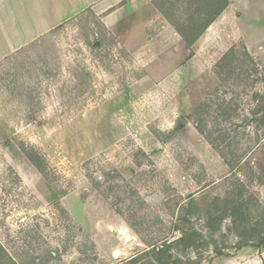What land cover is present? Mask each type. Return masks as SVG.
Masks as SVG:
<instances>
[{
  "label": "rangeland",
  "instance_id": "obj_1",
  "mask_svg": "<svg viewBox=\"0 0 264 264\" xmlns=\"http://www.w3.org/2000/svg\"><path fill=\"white\" fill-rule=\"evenodd\" d=\"M206 2L154 0L129 50L87 10L0 64V264H264V0L188 45Z\"/></svg>",
  "mask_w": 264,
  "mask_h": 264
},
{
  "label": "crops",
  "instance_id": "obj_2",
  "mask_svg": "<svg viewBox=\"0 0 264 264\" xmlns=\"http://www.w3.org/2000/svg\"><path fill=\"white\" fill-rule=\"evenodd\" d=\"M227 1V5L193 44L213 38L211 29L214 24L232 6H236L237 0ZM154 6V0H0V64L30 45L37 36L36 32L38 35L46 34L53 27L87 10L100 19L102 26L116 38L119 47L127 50L142 48L154 40L148 36V31L157 29ZM148 7L153 8L149 14L153 18L151 20L144 19L148 15ZM175 30L166 20L163 31L172 35L177 32Z\"/></svg>",
  "mask_w": 264,
  "mask_h": 264
},
{
  "label": "trees",
  "instance_id": "obj_3",
  "mask_svg": "<svg viewBox=\"0 0 264 264\" xmlns=\"http://www.w3.org/2000/svg\"><path fill=\"white\" fill-rule=\"evenodd\" d=\"M227 3H228L227 0H207V2L204 3V5H203V9L202 10H207V11L209 10L212 13H210V15L208 16L207 20L202 24L201 29L198 30L193 36H190V35H187L186 33L178 31L180 33V35L182 36V38L184 39V41L188 45H192L194 43V41L204 32L206 27L216 17V15H218L222 11V9L227 5ZM235 52H236V48L235 47H230L225 52V54L223 56L224 59L228 58L229 56H233ZM245 55L248 56V53L246 51H245ZM33 164H35L37 166V164L35 162H33ZM263 242H264V240H263Z\"/></svg>",
  "mask_w": 264,
  "mask_h": 264
},
{
  "label": "water",
  "instance_id": "obj_4",
  "mask_svg": "<svg viewBox=\"0 0 264 264\" xmlns=\"http://www.w3.org/2000/svg\"><path fill=\"white\" fill-rule=\"evenodd\" d=\"M180 122H183V120H182V119H180Z\"/></svg>",
  "mask_w": 264,
  "mask_h": 264
}]
</instances>
